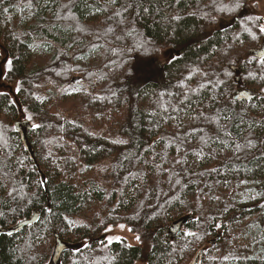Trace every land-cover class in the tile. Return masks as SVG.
Instances as JSON below:
<instances>
[{
    "label": "trees",
    "instance_id": "trees-1",
    "mask_svg": "<svg viewBox=\"0 0 264 264\" xmlns=\"http://www.w3.org/2000/svg\"><path fill=\"white\" fill-rule=\"evenodd\" d=\"M250 1L0 0V264H264Z\"/></svg>",
    "mask_w": 264,
    "mask_h": 264
},
{
    "label": "rangeland",
    "instance_id": "rangeland-1",
    "mask_svg": "<svg viewBox=\"0 0 264 264\" xmlns=\"http://www.w3.org/2000/svg\"><path fill=\"white\" fill-rule=\"evenodd\" d=\"M249 5H251L252 7L255 6V11L256 14L259 15L260 17H262L264 19V0H251ZM227 25V22H223L222 26ZM173 56V54L171 52H167L164 53L160 58L161 60L167 61L168 59H170ZM4 70V65L0 66V71L3 72ZM132 72H133V77L135 76H139L135 77L136 79L141 80L142 77L149 75L151 73H153L154 75L151 76V81L157 83L156 80L161 81L163 79V71L161 70L160 66L154 62V61H136V63L134 64V67L132 68ZM164 88V87H162ZM8 88L3 87L0 85V91H5ZM14 94V91L13 93ZM260 204H256L253 207H248L247 210L251 211L253 209H255L256 207H258ZM256 211L252 212V214L248 216L247 220H253V215H255ZM126 237H130L128 229L125 227H118V228H108L104 231V233L101 236H98L95 241H100L101 239H105L107 242H112V241H118L121 238H126Z\"/></svg>",
    "mask_w": 264,
    "mask_h": 264
},
{
    "label": "water",
    "instance_id": "water-1",
    "mask_svg": "<svg viewBox=\"0 0 264 264\" xmlns=\"http://www.w3.org/2000/svg\"><path fill=\"white\" fill-rule=\"evenodd\" d=\"M239 15H240V14H239ZM261 46H262V49L264 50V38H263L262 41H261ZM73 81H74V79L72 80V82H73ZM37 218H38V214L35 213V215H33L30 219L24 221V222L21 224V226H24V225H26V224H28V223H31V222H35V221L37 220ZM186 221H187V217H181V218L175 220V221L172 222L171 225L168 227V233H170L171 236L174 237V236L176 235V233L180 230V228L182 227V225H183L184 223H186ZM57 241H58V240L55 238L54 253L52 254L51 260L54 259V254H55V253L57 254V252H59V249H60V247H58V246L56 245ZM197 264H198V263H197Z\"/></svg>",
    "mask_w": 264,
    "mask_h": 264
},
{
    "label": "snow or ice",
    "instance_id": "snow-or-ice-1",
    "mask_svg": "<svg viewBox=\"0 0 264 264\" xmlns=\"http://www.w3.org/2000/svg\"><path fill=\"white\" fill-rule=\"evenodd\" d=\"M237 6H239V4H238ZM260 31H261L262 33H264V28H261ZM5 63L7 64V66H8V70H9V72H10V71L12 70L13 61L10 60V59H6ZM261 63H264V60H262ZM29 119H31V117H29ZM38 127H40V125H38V124H33V128H34V129H35V128H38ZM120 143H125V142H124V141H120ZM121 227H123V226H121ZM137 239L139 240V237H137Z\"/></svg>",
    "mask_w": 264,
    "mask_h": 264
},
{
    "label": "flooded vegetation",
    "instance_id": "flooded-vegetation-1",
    "mask_svg": "<svg viewBox=\"0 0 264 264\" xmlns=\"http://www.w3.org/2000/svg\"><path fill=\"white\" fill-rule=\"evenodd\" d=\"M264 20V19H263ZM264 52V51H263Z\"/></svg>",
    "mask_w": 264,
    "mask_h": 264
}]
</instances>
